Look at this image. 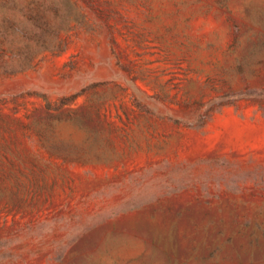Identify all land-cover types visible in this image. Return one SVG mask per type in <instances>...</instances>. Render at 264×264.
I'll use <instances>...</instances> for the list:
<instances>
[{"label":"rangeland","instance_id":"374dc122","mask_svg":"<svg viewBox=\"0 0 264 264\" xmlns=\"http://www.w3.org/2000/svg\"><path fill=\"white\" fill-rule=\"evenodd\" d=\"M0 264H264V0H0Z\"/></svg>","mask_w":264,"mask_h":264}]
</instances>
